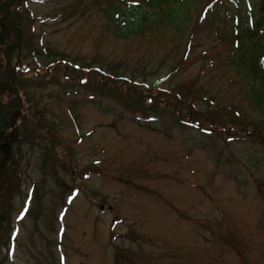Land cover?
Segmentation results:
<instances>
[{"label": "rangeland", "instance_id": "1", "mask_svg": "<svg viewBox=\"0 0 264 264\" xmlns=\"http://www.w3.org/2000/svg\"><path fill=\"white\" fill-rule=\"evenodd\" d=\"M99 1L71 17L73 0L24 5L34 20L23 64L32 48L42 50L35 72L65 59L115 77L63 88L24 74L18 137L0 153L10 154L0 264H264V118L228 66L234 46L197 21L212 4L214 27L230 34L237 4L264 31V0H195L182 37L158 28L125 39L105 27Z\"/></svg>", "mask_w": 264, "mask_h": 264}, {"label": "trees", "instance_id": "2", "mask_svg": "<svg viewBox=\"0 0 264 264\" xmlns=\"http://www.w3.org/2000/svg\"><path fill=\"white\" fill-rule=\"evenodd\" d=\"M11 1L12 6L9 5L10 1L0 0V4L5 3L3 4L2 10L0 9V19L4 21V24L0 27V49L16 41V38L13 40L7 39L5 35L7 32L10 33L14 31L13 25L18 26L20 18L23 19L22 30L24 33V39L21 44L22 47L26 48L29 44L27 33L32 32L31 23L34 19L32 20L31 15L25 11L24 5L27 3V0ZM73 1L75 5L71 7L68 14L69 17L75 15L74 10L77 8V4H85V11H87L90 6L87 0ZM101 2H103V6L100 7L99 1L96 7L99 8L100 14L105 22V27L111 30L115 37L125 39L130 35H137L158 28L166 29L175 36L182 37L187 29H189L190 23L192 22L191 14L195 0H101ZM211 5L206 8V12H202L203 19L197 17V21L198 19L203 20L206 29L209 30L206 37L214 33V35H217L224 42L225 40L230 41V45L234 46L233 50L227 55L226 60L228 66L237 77L247 81L248 92L245 93V96L251 103L254 111L264 118V31L262 20L255 18L253 7L246 10L242 5L236 4L235 9L226 11V16L234 23V29L231 30L230 34L222 35L220 34L221 31H217L214 27L217 16L216 9L208 11ZM17 7L20 14H17V11H15ZM20 50L21 47L9 50L8 59L16 70L14 86H16L18 90H23V76L29 72L34 73L35 69H38L34 56L42 57V50L27 49L28 54L26 57H32L31 64L22 63L19 57ZM13 59H16L17 62L12 61ZM3 61L5 62L4 57ZM68 67L70 68L69 72ZM101 69L102 68H94L92 65L86 63L80 65L77 63V60H73V62L70 63L66 62L65 59H60V61H55L46 65L42 72L39 71L43 76L32 79V81L41 83L44 82L43 80L47 75H52L50 79L51 82L59 87L67 88L70 81L77 83L78 86H94L91 84V82H94L91 80L94 79L90 76L100 77V75H102V79L96 81L101 84H103L104 80L108 82L113 80L115 77L114 73H109V71H107L108 76H104L102 73L103 69ZM8 74L9 72L5 67V71L1 77L5 79ZM1 79L2 78H0V80ZM96 82L94 84H97ZM93 91L97 92L96 90ZM148 91H150V89H148ZM156 93L162 95L160 91ZM1 96H4V94L0 93V99ZM154 102L155 101L152 102V100L145 101V104L148 105L146 108L153 112H158V108L156 107L157 104ZM27 103L33 104L30 99H28ZM131 104L137 106L134 102H131ZM7 107L9 109L17 107L16 101L14 102L8 99ZM135 109L144 110L142 109L141 103H139V107L134 108V110ZM16 114L14 113V120L17 118V116H15ZM199 123H202L201 120H199ZM199 123L198 125H200ZM258 139H261L264 143V137L260 136ZM9 239L10 234L8 236V240Z\"/></svg>", "mask_w": 264, "mask_h": 264}, {"label": "water", "instance_id": "3", "mask_svg": "<svg viewBox=\"0 0 264 264\" xmlns=\"http://www.w3.org/2000/svg\"><path fill=\"white\" fill-rule=\"evenodd\" d=\"M16 30H17V32H18V34H19V39H18V41L16 42V44H14L13 46H11L12 48L17 47V46L20 44V41H21V39H22V32L20 31L19 28H17ZM12 75H13V73L11 72V75H10V77H9V80L6 82V84L9 83L10 79L12 78Z\"/></svg>", "mask_w": 264, "mask_h": 264}, {"label": "flooded vegetation", "instance_id": "4", "mask_svg": "<svg viewBox=\"0 0 264 264\" xmlns=\"http://www.w3.org/2000/svg\"><path fill=\"white\" fill-rule=\"evenodd\" d=\"M8 110V109H7ZM9 111V110H8ZM0 126H3V124H1ZM5 129V126H3V128L0 129V131L3 132V130ZM9 132V131H8Z\"/></svg>", "mask_w": 264, "mask_h": 264}]
</instances>
